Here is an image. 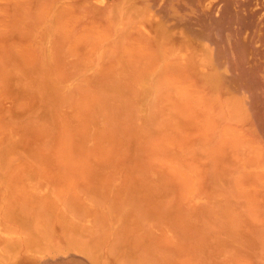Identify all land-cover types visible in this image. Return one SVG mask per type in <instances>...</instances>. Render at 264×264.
Masks as SVG:
<instances>
[{
  "label": "rangeland",
  "instance_id": "374dc122",
  "mask_svg": "<svg viewBox=\"0 0 264 264\" xmlns=\"http://www.w3.org/2000/svg\"><path fill=\"white\" fill-rule=\"evenodd\" d=\"M0 264H264V0H0Z\"/></svg>",
  "mask_w": 264,
  "mask_h": 264
},
{
  "label": "bare ground",
  "instance_id": "6f19581e",
  "mask_svg": "<svg viewBox=\"0 0 264 264\" xmlns=\"http://www.w3.org/2000/svg\"><path fill=\"white\" fill-rule=\"evenodd\" d=\"M208 5H210V4H208Z\"/></svg>",
  "mask_w": 264,
  "mask_h": 264
}]
</instances>
